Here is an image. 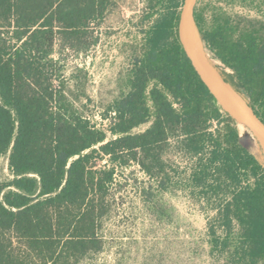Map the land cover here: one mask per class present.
<instances>
[{"label": "trees", "instance_id": "16d2710c", "mask_svg": "<svg viewBox=\"0 0 264 264\" xmlns=\"http://www.w3.org/2000/svg\"><path fill=\"white\" fill-rule=\"evenodd\" d=\"M114 2L0 0V157L8 155L13 176L0 181V264H77L100 251L98 228L117 167L135 161L164 189L171 140L191 159V193L213 204L215 245L230 247L238 264L264 263V164L242 144L237 121L180 41L184 0H148L156 17L131 63L127 91L105 109L107 130L66 96L56 40L88 50L93 25ZM193 20L203 50L264 123V16L216 9L206 24L194 8ZM103 158L107 164L99 165Z\"/></svg>", "mask_w": 264, "mask_h": 264}, {"label": "rangeland", "instance_id": "374dc122", "mask_svg": "<svg viewBox=\"0 0 264 264\" xmlns=\"http://www.w3.org/2000/svg\"><path fill=\"white\" fill-rule=\"evenodd\" d=\"M114 1L100 23L93 25L88 41H96L88 50L62 47L56 40L53 54L61 66L66 96L104 130L109 123L103 116L105 109L127 91L131 63L141 52L144 31L156 17L148 0ZM194 8L203 14L206 24L216 9L264 16V0H195ZM151 11L153 16L147 18ZM205 55L222 76L228 72L206 51ZM54 83L57 85L58 80ZM237 127L242 144L264 164V152L254 131L247 125L240 126L238 121ZM7 156L0 157L3 182L13 178ZM163 158L170 176L164 189H159L156 180L135 161L117 167L109 188L108 212L98 228L102 247L77 264H238L229 257L231 248L215 245L208 233L214 208L191 193L187 181L191 159L178 153L172 140ZM97 162L107 164L105 158ZM215 236L222 239L224 233L217 229Z\"/></svg>", "mask_w": 264, "mask_h": 264}, {"label": "water", "instance_id": "95a60500", "mask_svg": "<svg viewBox=\"0 0 264 264\" xmlns=\"http://www.w3.org/2000/svg\"><path fill=\"white\" fill-rule=\"evenodd\" d=\"M194 4L195 0H185L179 19V38L189 55L194 68L207 84L210 91L213 93L221 106L225 108L233 118L235 117L231 114V111L237 113L246 121L253 131L257 132L264 138V123L255 114L253 109L249 107L242 96L225 81L224 77L220 73L208 66V64H206L201 57L195 54L187 44V32L189 25L191 22L194 24Z\"/></svg>", "mask_w": 264, "mask_h": 264}, {"label": "bare ground", "instance_id": "6f19581e", "mask_svg": "<svg viewBox=\"0 0 264 264\" xmlns=\"http://www.w3.org/2000/svg\"><path fill=\"white\" fill-rule=\"evenodd\" d=\"M187 44L190 46V49L195 54H197L199 57H201L202 60H204V62L206 64H208V66H210L212 69L216 70L213 62L206 57L205 52H204L203 47H202V43H201L200 37L198 35V32L196 30L195 25L192 22L190 23L189 28H188V32H187ZM220 71L222 73V70H220ZM227 77L229 79L230 78V75L228 74ZM233 85H234V83H233ZM231 114L235 117V119L238 121V123H239L240 126H243V125L249 126L246 123V121L242 117H240L237 113L231 111ZM246 132H247V130H246ZM257 135H259L263 139V142H264V138L260 134H258V133H257ZM263 152H264V150H263Z\"/></svg>", "mask_w": 264, "mask_h": 264}]
</instances>
